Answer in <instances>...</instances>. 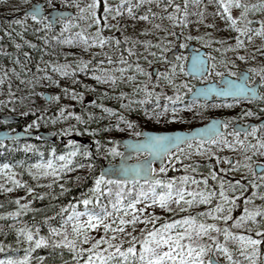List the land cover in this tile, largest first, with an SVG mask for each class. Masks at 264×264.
<instances>
[{
	"label": "snow or ice",
	"instance_id": "6c2138e0",
	"mask_svg": "<svg viewBox=\"0 0 264 264\" xmlns=\"http://www.w3.org/2000/svg\"><path fill=\"white\" fill-rule=\"evenodd\" d=\"M151 2L152 0H135V3L131 0H119L116 4H110L108 0H104L103 19H101V14L97 11L98 0H87L83 6L78 0H69V7L76 9L74 16L46 17L41 10L33 8L25 13V19L30 17L35 25V32L43 30L45 36L54 31L53 24L58 22L60 30L50 37L52 41H57L64 33L75 29L71 31L70 37L64 36L59 42L77 44L81 46L82 51H88L92 47H98L101 50L92 53L93 57L103 56V59L94 61L93 68H89L93 61L85 60L83 57H80L74 66L71 63L45 62L46 68L53 73L61 77H69L83 72L91 75L98 83L109 87H115L118 83L132 85L131 97H136L139 93L141 98H129L125 103L128 94L120 92L118 95L121 108L133 104L142 106L146 101L155 100L154 108L145 110L149 118H155L158 121L160 118L168 121L178 120L177 105H180L181 109L186 108L191 111L193 104L191 102L186 106L182 104L184 96L182 89L187 85L183 81L177 82L175 75L177 64L169 62L168 70L155 74L157 83L153 84L151 76L139 63L129 64L123 55H118L113 60L109 52L105 51L107 48L119 53L121 41L125 45L128 44V37L123 35L120 39L114 35H103L105 30L119 27L118 21L117 24H109V18L116 20L118 17L126 16L147 21L151 15L170 21L173 28L188 27V0H183V8L175 0H166L163 4L161 0H156V7L164 9L163 17L159 13L152 12L150 8L146 9L143 15H136L134 9ZM193 2L199 3V0H193ZM213 2L216 6L214 15L225 21V28L235 33L234 37H229L234 40V44L225 46V41L212 38L210 33H204L203 36L182 34L177 40L169 41L167 37L169 35L175 37L176 33L164 29L163 36L158 37L155 44L149 41H133L131 49L125 46L123 52L129 57L134 56L136 44L140 43L147 55L163 61L164 56L161 53L168 51L169 44L178 42L179 47L183 49L184 40H197L202 45L211 48L213 52L235 51L237 60L246 61L248 57L239 54L237 50L246 47L243 43L245 36L249 43L254 37H259L264 41V18L255 21L249 19L250 14L264 13V0H256V3H246L242 0H213ZM169 7L172 11H167ZM233 8L238 10L235 16L230 11ZM204 11V7L201 6L197 24L203 23ZM191 15H197V13H191ZM12 23L21 27L24 25V21L19 19L13 20ZM253 24H258L259 27H252ZM152 27L156 30L161 29L158 23H153ZM206 27L212 28L213 25L207 24ZM5 35H10V33L5 32ZM205 36L209 38L205 40ZM44 42L47 44L48 40ZM213 44L219 47L213 48ZM261 47L264 48V44ZM148 48H155L159 51L147 52ZM255 51L260 52L259 49ZM260 55L264 56V52H260ZM24 56L27 57L28 53L25 52ZM142 58L138 57V59ZM180 60V56H177L176 61L179 63ZM104 63L114 64L116 67H100ZM228 64L235 67L232 60H226L223 55L220 59L212 55L207 56L206 59L194 56L190 65L194 74L214 72L217 77L222 78L217 83L223 84V87L214 88L209 85L200 88L196 91V95L198 97H207L209 94H215L217 97L231 96L235 103H239L241 98L264 102V91L258 92L257 84L253 83L258 77L259 87L264 88V66L249 67L247 72L252 74L250 78L246 74L238 75L228 70ZM218 65L224 68L229 77L237 76L238 82L223 78L222 73L216 70ZM13 71L12 68L8 69V72ZM37 71L41 69L37 68ZM128 71L132 74L125 78V73ZM180 71H184L182 65ZM114 73H119V76ZM137 75L145 77L146 80L134 83ZM6 79L7 75H4L0 83ZM34 79L49 81L52 77L44 72L42 76H35ZM204 79L208 77L205 76ZM73 82L77 83V81ZM149 84L152 85L151 88L148 87ZM164 85L172 89L171 96L153 91L154 88ZM28 86L32 87L31 81L28 82ZM81 87L90 90L88 85H81ZM61 91L72 100H78L82 95L69 88ZM8 97L9 99L0 101V103L7 105L15 102L16 97L11 91ZM58 98V95H51L45 97V101L55 102ZM161 98L164 101L163 108L158 103ZM212 106L227 108L232 104L222 103ZM96 107H102V105H96ZM196 107H207V105L197 103ZM12 111L16 109L13 108ZM28 111H32L34 118L23 128L26 135H31V129L39 127L42 119L46 123L55 124L58 121L66 122L74 118L76 124H67L57 130L58 135L67 136L70 131L76 129L77 125H85L97 118L91 113L78 114L69 111L64 106H58L55 115L50 118L45 115L48 112L47 108L29 109L20 112V115L27 116ZM261 111L264 112V108ZM37 112H39L38 116ZM103 112L110 116L114 114V110L107 107H103ZM253 114L251 110L243 113L244 116ZM84 117H87V120ZM116 121L117 127L123 123L131 130L130 135L141 138L135 144L131 141L126 142L130 147L137 152L144 149L150 157H159L158 168L152 167L146 159L143 164L137 162L131 169L132 174L140 177L136 180L112 178L118 173L125 176L129 173L128 166L123 163L119 169H110L101 174H95L93 153L87 146H81L72 139L67 140L64 145L65 150L59 154L55 148L50 146L47 150V159L43 158L35 146L20 144V149L24 152H35L38 158L32 163L23 161L0 163V193L8 194L14 190H24L23 196H17L10 202L5 201L15 207L0 215V219L12 220V223L7 224V229L14 233L16 250L22 247L23 254L0 258V264H264V251L261 250V245L264 244V204L252 205V201L256 198L264 201V168H261L259 184L256 183L254 174L253 178L247 181L251 185V191L247 195H245L246 185L241 183L243 176L241 179L225 180L223 175H218L216 171H213L211 164L206 166L207 171L203 174H199L200 165L193 162L181 165L184 169L183 175H159L168 172L174 164L190 159L193 154L205 159L212 156L217 165L223 160L226 167L219 169L221 173L235 174L241 169L246 170L249 168L246 162L251 159L252 155L264 156V124L259 126L252 124L242 130L229 131L232 123V118H229L214 120L205 127L190 132L155 133L140 131L134 123L119 115L116 116ZM221 128L224 131H221ZM258 128L260 129L259 135ZM85 131L88 130L85 129ZM101 131H107V128ZM9 132L12 135L6 133L4 138L0 139V151L6 148L11 150L12 142L18 139L15 129H9ZM79 134L77 132V135ZM88 134L95 136L97 130L92 129L88 131ZM197 138L199 142L194 143ZM93 143L96 145L97 154L105 159L109 156H123L118 152L116 142L111 139L103 145L100 140H94ZM224 149L239 155L238 159L231 162V167H227L230 163L229 159L219 155ZM84 168L88 169L85 176L92 173L90 187L82 191L74 203L61 205L58 212L53 211L52 215L44 214L45 210L31 206L33 203L31 199L25 200L28 194L34 192V187L49 190L37 194L36 199L42 200L47 196L55 200L56 197L52 195L51 190L58 188V195H64L68 191L66 184L82 179L79 174L65 179L67 174ZM25 175L33 182V185L23 178ZM209 178L212 183H209ZM238 200L243 201L242 208ZM78 205H82L83 208L78 210ZM201 205L204 206L203 210L192 211ZM235 209H239V214L234 216ZM66 210H68L67 214H65ZM157 210L171 215L161 218L156 214ZM25 213H33L34 217L35 214H40V222L35 218L31 223L22 222L20 218ZM57 216H59V221L53 225L51 222ZM42 226L47 228V232L43 235L41 234ZM93 230L102 234L94 236L91 234ZM8 248L9 245L0 244V252H5ZM41 248L48 250L47 257L33 255L35 250ZM64 252L70 254L68 260L63 259L62 253Z\"/></svg>",
	"mask_w": 264,
	"mask_h": 264
},
{
	"label": "trees",
	"instance_id": "16d2710c",
	"mask_svg": "<svg viewBox=\"0 0 264 264\" xmlns=\"http://www.w3.org/2000/svg\"><path fill=\"white\" fill-rule=\"evenodd\" d=\"M192 3H188L187 11L189 13L187 20L191 15ZM181 5V4H180ZM151 10H158L154 1L150 3ZM170 8V7H169ZM168 8V9H169ZM167 9V11H168ZM137 16L143 15L144 13L141 10H134ZM164 13V11H163ZM138 21V20H136ZM33 28H29V30L23 32L16 24L12 23V19L8 16V14L0 8V79L7 75V79L3 80L0 83V99L2 101L9 99L8 93L9 91L16 97L14 103H8L5 107H2L0 104V113L13 114L18 115L20 117V125L25 126L30 122L31 119L34 118L32 111H28L27 116L20 115V112L27 111L29 109L39 108L43 110L44 108L48 109V112L45 114L47 117H51L55 115L56 109L58 106L67 105L73 106L75 111H79V104L76 100H72L69 96L65 95L63 91L64 88L69 87H80L81 83L90 86L87 88L88 91H93L96 96L104 95V91L107 90L105 85L98 83L95 81L91 75H86L83 72L76 73L73 76L69 77H61L58 74L53 73L50 69L46 68L45 62L50 63H61L64 61L65 56H79L84 53L82 51L81 46L77 44H61L59 42L60 39H63L64 36L59 37L57 41H52L45 35H42V32H35ZM5 32L10 33V35H5ZM19 33V35H18ZM67 34V33H66ZM24 36V42L16 47L14 44L20 42V37ZM69 36V34L65 35ZM45 40H48V43L45 44ZM232 41H234L232 39ZM27 42V43H25ZM29 45H32L31 47ZM27 52L28 56L25 57L24 53ZM22 61L24 66L23 69L15 68L12 65V62ZM14 69L13 72H8V69ZM37 68L41 69V71H37ZM44 72H47L49 76L52 77V80L45 81L43 79L37 81L34 79L35 76H42ZM18 74V75H17ZM31 81L32 87L28 86V82ZM73 81H77L74 83ZM41 91L47 92L51 95H58L59 100L58 103L53 102H45L42 98ZM21 98H24L23 100ZM110 97L104 98L103 102L107 105H110ZM116 100V99H115ZM153 105L145 104L141 108H134L126 113V115L122 116L123 119L129 120L137 126L138 130H143L146 128H158V124L154 121L150 120V118L146 115V109H153ZM15 108L16 111H12ZM67 109V108H66ZM97 109V108H96ZM82 113H85L84 111ZM39 115V112L36 113ZM111 118V116H108ZM44 122L42 119L40 121ZM74 124V123H68ZM117 121L113 124L108 125V122L100 120L99 118L94 119L90 123L91 129H96L97 134L95 136H91L88 134V131L84 129H80L76 127L74 131H70V137H78L82 139L89 140L90 146L89 150L93 153V162H94V172L98 174L99 167L102 163H107V159H105L102 155L97 154L96 145L93 143L94 140H100L102 145L107 141V139H111L115 141L117 138L132 136L130 135V131L123 123H120L117 127ZM2 124L0 123V128ZM46 128L49 129L47 126ZM107 128V131H101V129ZM163 128V125H161ZM51 130V129H49ZM55 129H53V133L55 134ZM77 132L80 134L77 135ZM66 138H62L64 140ZM68 139V138H67ZM7 143V142H6ZM77 144L83 146L82 144L76 142ZM20 144H31L35 146L37 151L41 153L44 159H47V150L51 146L56 149L57 154L63 152L65 142L56 140L53 143L40 141L38 139H25V140H16L12 142V148L4 149L0 151V163L8 162L14 163L16 161H23L24 163H32L38 157L35 152H24L19 148ZM262 160V158L259 157ZM82 163L84 161H81ZM206 163V164H205ZM204 169H207V165H213V170L216 169L214 158L208 159L206 162H203ZM19 171V169H17ZM88 172V169H79L76 172L68 173L65 179L68 177L75 176L79 174L81 176V180L75 183H68L66 187L68 191L64 195H58L59 189L55 188L52 191V195L56 197L55 200H52L50 197L45 196L42 200L35 199L33 200L32 207L37 209H43L44 214L52 215L53 211L58 212L59 207L64 204H68L69 202H75L76 198L79 194L90 187L92 183V173H89L85 176V173ZM25 180H28L30 185H33V182L25 175L23 177ZM210 182V181H209ZM212 182V181H211ZM210 182V183H211ZM42 183H46V181H42ZM35 194H39L40 192H47L48 189L44 188H35ZM248 194V193H247ZM245 194V195H247ZM24 190L18 189L14 190L11 193L4 194L0 193V215H2L5 211H11L15 206L11 203H5V201H12L17 196H23ZM239 205L242 206V201L238 200ZM48 206H51L50 208ZM200 207V206H199ZM243 207V206H242ZM78 210L82 209V205L77 206ZM65 211V214H67ZM194 211V210H192ZM239 212L234 210L233 215H237ZM35 218L38 222L41 220L40 214L28 213L25 214L22 218V222L31 223L32 219ZM59 221V216H57L51 223L56 225ZM12 223L11 219H0V244L9 245V248L5 252H0V258H4L5 256H17L23 254V248L20 247L16 250L15 235L14 233L7 229V224ZM239 231V230H236ZM47 232V228L41 227V234H45ZM138 247V246H137ZM33 255L40 256L45 255L47 257L48 250L41 248L34 251ZM63 259H69V253H62Z\"/></svg>",
	"mask_w": 264,
	"mask_h": 264
},
{
	"label": "rangeland",
	"instance_id": "374dc122",
	"mask_svg": "<svg viewBox=\"0 0 264 264\" xmlns=\"http://www.w3.org/2000/svg\"><path fill=\"white\" fill-rule=\"evenodd\" d=\"M154 1V4H156V0H152ZM42 3L44 5L45 10H49L55 7H64V8H71L74 12H76L75 7H69V0H0V8L5 11L8 16L13 20L19 19V20H23L24 21V25L23 27H21L20 25H17L23 32L29 30V28H33L34 24L32 22V20L29 18L25 19V14L24 11L27 10L31 4L33 3ZM78 2L80 3L81 6H83L85 3H87V0H78ZM108 2L110 4H116L119 2V0H108ZM132 3H135V0H131ZM166 0H161V3H165ZM176 3L181 4V7L183 8V0H175ZM242 2H246V3H256V0H242ZM104 3V0H98V7H97V11L101 14L100 18L103 19V8H102V4ZM188 3H192V8H191V13H197V15H192L188 18V27L187 28H181V27H176L173 28V26L171 25L170 21H167L166 19H158L156 17H152L151 15H149V19L147 21H143V20H138L136 21V19H132L126 16H122V17H118L116 20H113L111 18H109V24H117V21L119 23V27L118 28H110L107 29L103 32V35L108 36V35H114L117 37V39L121 38V35H123L124 37H128L129 42L132 44L133 41H149L151 44H155L157 42V38L160 36H163L164 34V29H167V31L172 32L175 31V33L177 34H183V35H193V36H197V35H201L203 36L204 33H210L211 37L214 39H220L225 41V46H227L228 44H234V41H232V39H229V37H234L235 33L233 31H231L228 28H225V21L221 20L219 17L215 16V10H216V6L213 2V0H199V3H194L193 0H188ZM203 6L205 11L203 14V23L197 24V21L200 18V13H199V8ZM144 7V9L142 8ZM150 7V4H144L141 5L140 8L136 9L137 10H141L143 13H145L146 9H148ZM135 10V9H134ZM152 11V10H151ZM164 9L158 8V10H154L152 12H156L159 13L161 17L164 16L165 13H163ZM168 11H172L171 7L168 9ZM231 13L235 16L238 14V10H236L235 8L230 10ZM264 18V13H255V14H250L249 15V19L252 20H259ZM153 23H158L161 25V29L160 30H156L152 27ZM207 24H212L213 27L212 28H208L206 27ZM252 27H259L258 24H253ZM59 30H60V24H59ZM71 31H75V29L70 30L69 32H66L67 34L71 35ZM91 31V30H89ZM65 34V33H64ZM20 37V42L14 44L16 45H21L24 42V36H19ZM22 37V38H21ZM209 37L205 36L204 39L207 40ZM167 39L169 41H173L174 37L169 35L167 37ZM193 43L197 44V45H202L201 42L197 41V40H191ZM185 45L187 44V42H189V40H184ZM121 43H123V41H121ZM243 43L246 45V47H243L239 50H237L239 52V54H243L246 55L248 57V59H246V61H240L237 60L235 58L236 56V52L235 51H229L227 53H217V52H213L211 48L207 47V46H200L202 48H204L207 51V56L212 55L215 56L217 59H220L221 55L224 56V58L227 59H231L233 64L235 65V67H233L232 64H228L227 68L230 71L235 72L236 70H239L242 67H256L259 68L260 66H264V56L260 55V52H264V48L261 47L262 44H264V41H262L259 37H254L253 41L251 43L248 42L247 37L245 36L243 38ZM174 47V43L169 44L167 46L168 51L167 52H163L161 53L164 56V60L161 61L158 58H153L152 56L147 55V53L145 52L142 44L137 43L136 47H135V55L131 56V63H139L141 65L142 68L145 69L146 72L149 73V75L151 76V70L152 68H154L155 66H158L159 68H161V70L159 72H164L166 70H168L169 68V63L166 62L165 60V56L167 55V53L169 52V50H172ZM213 48L215 47H219V45L213 44L212 45ZM184 49V48H183ZM255 49H259L260 52L255 51ZM101 50L98 47H92L90 48L88 51H84V53L82 55L79 56H65L64 61H62L61 63H71L74 66V63L80 58L83 57L85 60H92L93 63L89 65V68H93L94 67V61L96 59H103V56H92V53L94 52H100ZM105 51L109 52V54L111 55V58L113 60H115L117 58V53L116 52H112L111 49H105ZM153 51H159L158 49L155 48H148L147 52H153ZM138 57H143L142 59H138ZM181 60L178 63L176 61V58L174 59V61L172 62L173 64H177V70H176V79L177 81H188L189 78H187L184 74V71L181 72L180 69L178 68V66L180 64H182V66L184 65L183 60L185 59V57L181 56L180 57ZM19 61V60H18ZM12 65L15 68L18 69H23L24 66L22 64V61H19V63L17 64V61L12 62ZM121 67H123V65H120ZM100 67H104V68H114L116 67V65H109L107 63H104L102 65H100ZM217 71H220L222 74H227V72L224 70V68H221L219 65L217 66ZM115 75L119 76V73H114ZM132 72L128 71L125 73V78L127 77V75H131ZM208 79L206 80H211V79H217L218 77L215 75V73H211L208 76ZM146 78L137 75L136 81L134 83H141L143 81H145ZM204 80V79H202ZM151 81L152 83H157L156 81V76L155 77H151ZM81 85H85L84 83L80 84V87H69V89H71L72 91L76 92L77 94H82L80 96V98L78 100H76L78 102V106H79V111H75L73 109V106L71 105H67V110L69 111H73L75 113L78 114H83L82 112H87V113H91L93 114L95 117L99 118L100 120L104 121L105 123L108 122V125L113 124L116 121V116H124L126 115L127 112H129L130 110H133L134 108H141V105L138 104H133L130 105L128 107L125 108H121L120 104L121 101L119 99V93L120 92H126V87L128 84H123V83H118L115 87H109L106 84L105 87L107 88L106 91H104V95L102 96H96L94 94L93 91H88L87 88L81 87ZM149 86H152L151 84H149ZM132 87V86H131ZM160 87V86H158ZM162 88V87H160ZM163 88L165 89H169V87L167 85H164ZM262 91H264V88H262ZM43 93V91H41V94ZM110 97V105H107L103 102L104 98ZM114 97L117 100H114ZM140 94L138 93L136 97H134V99H139ZM59 100V98H58ZM58 100L53 102V103H58ZM0 101H2L0 99ZM125 103H127V98L124 101ZM2 107H5V104L0 103ZM59 104V103H58ZM96 105H102V107H96ZM262 106L264 108V102L262 103ZM103 107H107L109 109H113L114 110V114L111 115V118L108 117L110 115L106 114L103 112ZM97 108V109H96ZM87 120V117H84ZM93 121V120H92ZM91 121V122H92ZM86 123L85 125H77V127H79L80 129H87L88 131H91V127H90V123ZM68 123H74L76 124V121L73 119H70L66 122L64 121H58L55 124L52 123H46L41 122L39 124V127H34L31 129V131H50L53 132V129H55V135L56 138L62 139V138H66L64 139L65 144L67 143V138H70L71 133H69L67 136H63V135H58L57 130L60 129L62 126H67ZM158 124V123H157ZM162 125V123L160 124ZM159 125V126H160ZM49 127L48 128L46 127ZM21 128L23 129L24 126H21ZM149 129V128H147ZM153 129V128H151ZM109 139H107L108 141ZM107 141H104L105 143ZM118 152H120V148H117ZM187 151V149H186ZM193 153H195V149H193ZM219 155L221 157H227L230 161L229 165L227 167H231V162L238 159L239 155L238 154H233L231 152L228 153H219ZM119 156H109L107 158L108 162H114L117 160ZM262 158L261 159H259ZM143 158V156H136L133 158V160H137V159H141ZM214 158L212 156L207 157L206 159L203 157H200L198 155L193 154L192 157L188 160H183L181 162H178L176 164H174L172 166V168H169L168 172L166 173H162L163 176H171L173 174L180 176L184 174V169L181 166L182 164H189V163H193L195 162L196 164L200 165L199 168V174H203L207 171V169H204V164L203 162H206L208 159ZM215 161V166L216 169H214L213 171H216L218 173V175H223L225 180H233V179H241V177L243 176V179H241V183H244L246 185L247 191L245 192V194L249 193L251 191V185L247 183V181L249 179L253 178V165L255 163H260V164H264V156H260V155H252L251 159L248 160L246 163L249 165L248 169H241L239 171H237L235 174H233L232 172H227V173H221L219 171L220 168H224L226 167L223 163V160L220 161L219 165H217L216 160L214 158ZM242 163H244V161H242ZM206 164V163H205ZM254 178L256 180V183L259 184V176L254 174ZM209 181L211 182V179L209 178ZM209 182V183H210ZM212 183V182H211ZM35 189V187H34ZM35 194V190L33 193L28 194L25 197V200H27V197L29 198L30 195ZM242 201V200H241ZM23 202V201H22ZM243 203V201H242ZM264 204V201H261L259 198H256L252 201V205H261ZM242 206H244V204H242ZM242 206L240 205V207L242 208ZM204 206H200L197 209H194V211H198V210H203ZM251 207V205L249 206ZM236 212H239V209H235ZM28 214V213H25ZM157 215L161 216V218H163V216L165 215H171L168 213H162L159 210H157L156 212ZM182 215V214H181ZM140 227H143V225H140ZM138 230V229H137ZM94 236H98L102 233H100L97 230H93V232L91 233ZM261 250L264 251V244L261 245Z\"/></svg>",
	"mask_w": 264,
	"mask_h": 264
},
{
	"label": "flooded vegetation",
	"instance_id": "af4514ba",
	"mask_svg": "<svg viewBox=\"0 0 264 264\" xmlns=\"http://www.w3.org/2000/svg\"><path fill=\"white\" fill-rule=\"evenodd\" d=\"M41 3V2H40ZM42 4V3H41ZM43 5V4H42ZM44 6V5H43ZM58 8H62V9H70L72 10L71 8H64V7H58ZM73 12V15H75V12L72 10ZM54 28V31L52 32H49L48 35L46 37H48L50 39V37L52 35H55L57 32H59V23L57 22L56 26L53 27ZM42 35L44 36L45 33L44 31L42 32ZM67 35L66 33L63 34V36ZM181 36V34H176V36L174 37V40H177L179 37ZM62 37V36H61ZM51 40V39H50ZM185 44V42H184ZM127 46L131 49L132 47V44L129 42L128 40V44L125 45L124 43H121V45L119 46L121 51L119 53H117V55H123L125 57V59H127L128 63L130 64L131 63V57H129L127 55V53H124L123 52V48ZM202 45H197L195 43H193L192 41H189L187 42V44L185 45L184 49H181L179 47V43H174V47L173 48H177V52L174 56V59L177 57V56H183L185 57V59L183 60V68H184V74L187 78H189L188 81H183L187 87L183 88L182 91L184 92V96H183V99H182V104L183 105H188L190 102L193 104V107H192V110L191 111H188L186 108H183L181 109L180 105H177V108L179 110V119L178 120H173V121H168V120H165L164 118H160V120L158 121L157 119L155 118H150V120L154 121L155 123H158V126L162 123L163 125V128H161V125L158 127V128H149L150 130H154V131H173V130H179V131H190L192 128H195V127H198V126H201V125H204L205 123H207L210 119H218V120H223V119H229V118H232V123L230 124V127H229V131L235 129L234 126L237 125V124H241V125H247L249 123H253V124H257L258 121H260L261 119L264 118V112L261 111V109L263 108L262 106V103L261 101H253V100H248V99H243L241 98L240 99V102L239 103H235L233 101V99H220V98H217L215 96H212L210 98L209 101H205V100H190L189 99V95L191 94V92L198 86H204V85H210V84H213L215 86H218V87H222V85L220 83H217L218 81H220L222 78L221 77H218L217 79H211V80H206L204 79L205 76H208L209 75V72H206L205 75H203L202 77H189L186 72H185V65H186V62H187V59L189 57V54L190 52H198L200 50H204L205 51V55L204 57L207 58V51L200 47ZM170 51V50H169ZM182 64H180L178 66V68L180 69ZM155 68V70H154ZM152 70H151V77H155L156 73L159 72L161 70V68H159L158 66H155ZM249 67H242L240 68L239 70H236L235 72L237 74H239L240 72H245L248 74V76L251 78L252 74L250 72H247V69ZM222 77H226L230 80H236L237 79V76H231L229 77L227 74H222ZM204 79V80H202ZM181 81V80H180ZM179 82V81H177ZM257 82V87H258V92L262 91V88L259 87V78L257 77L255 81H253V83ZM132 85H127L126 87V94L127 95V99L129 98H134V97H131V87ZM149 88H151L152 86H149ZM189 89H191V91H189ZM153 91L155 92H161L163 95H168V96H171L172 95V89L169 88V89H165V88H160V87H156L153 89ZM116 98L114 97V100ZM117 100V99H116ZM156 103L155 100H152V101H146L145 104H151L153 105L152 108H154V104ZM158 103L160 104L161 108H163V105H164V101L163 99L161 98ZM199 103V104H206L207 107H200V108H197L196 107V104ZM227 104V103H231L232 106L231 107H213L212 105L216 104V105H219V104ZM144 104V105H145ZM251 110L254 114L252 116H244L243 113L244 112H247ZM169 115H171V112L169 111ZM236 117H240V119H236ZM5 126V125H4ZM259 126V125H258ZM15 126L14 125H10V126H7V128L9 129H13ZM221 131H224L222 128H221ZM259 132H260V129L258 128V135H259ZM132 138H137L135 136H131ZM199 140H195L194 143H198ZM117 148H119L117 145H116ZM228 153L230 152L228 149H224L221 153ZM255 165V164H254ZM253 165V167H254ZM254 172V170H253Z\"/></svg>",
	"mask_w": 264,
	"mask_h": 264
},
{
	"label": "water",
	"instance_id": "95a60500",
	"mask_svg": "<svg viewBox=\"0 0 264 264\" xmlns=\"http://www.w3.org/2000/svg\"><path fill=\"white\" fill-rule=\"evenodd\" d=\"M33 8H36V9H39L41 10L42 14L46 17H60V18H68V17H71L73 15V12L69 9H62V8H53V9H50L48 11H45L44 8H43V5L41 3H33L31 4V6L24 11V14L26 12H30ZM57 23L53 24V27L56 26ZM177 52V48L175 47L173 50H171L165 57L166 61L167 62H172L173 59H174V56ZM205 55V51L204 50H200L198 52H190L189 54V57L187 59V62H186V65H185V72L188 76L190 77H202L203 75L206 74V72H204L203 74L201 73H193V71L191 70L190 68V65L192 64V58L195 56V57H200L202 59H206V57H204ZM155 70V68H154ZM248 75L247 73L245 72H240L238 75ZM225 79H228L226 77H224ZM230 80V79H229ZM232 81H237L236 80H232ZM238 82V81H237ZM257 83V82H255ZM223 87V84L220 83ZM212 87L214 88H217L218 86H215L213 84H210ZM209 86L208 85H204V86H198L196 87L192 92L191 94L189 95V99L190 100H205V101H209L210 98L212 96H215V94H209L207 97H198L196 95V91L200 88H204V87H207ZM50 96L48 93H43L42 94V97L44 98L45 100V97H48ZM217 97V96H215ZM217 98H220V99H233L231 96L229 97H217ZM20 120V118L18 116H15V115H6V114H1L0 115V121L5 123V124H14V123H18ZM219 121L218 119H210L207 123H205L204 125H201V126H198V127H195V128H192L190 131H194L195 129L197 128H200V127H205L207 124H210L212 123V121ZM253 123H249L247 125H241V124H237L234 126L235 129L237 130H242L244 127L246 126H250L252 125ZM258 125H261V124H264V118L261 119L260 121L257 122ZM143 131H148V132H155V133H172V132H177L179 130H173V131H150V130H143ZM190 131H187V132H190ZM179 132H186V131H179ZM8 134V135H12L11 132H9V129L7 128H3V129H0V139L4 138L5 134ZM15 134L16 136L18 137L17 140H22V139H35V138H38L39 140L41 141H48V142H54L55 141V136L53 133L51 132H48V131H31V135H26L24 133V131L20 128V127H17L15 129ZM139 139L141 138H131V137H124V138H121V139H118L116 141V144L118 146L121 147V153L123 154V156L119 157L117 159L116 162L114 163H106V164H102V166L100 167L99 169V174H101L102 172H106L110 169H119L120 168V165L123 163L125 165L128 166L129 168V173L125 176V175H120L119 173L116 175V176H113L112 178H120V179H131V180H136V179H139L140 177H136L134 174H132L131 172V169L133 168V166L139 162L141 164H143V161L144 160H148V162L152 165H154L155 167H159V164H160V159L159 157H150L149 154L146 152V150L144 149H140L138 152L136 150H134L132 147L129 146L128 141H131L132 144H135ZM197 140H199V138H197ZM84 145H88L89 142L88 141H84L83 142ZM175 149H173L174 151ZM140 154H145L146 157L143 158V159H140V160H136V161H133V157L136 156V155H140ZM261 168H264V165H261V164H255L254 167H253V170L255 172V174H258L260 175L261 174ZM143 175V174H142ZM162 176V174H159ZM36 196L35 195H31L28 199H35Z\"/></svg>",
	"mask_w": 264,
	"mask_h": 264
}]
</instances>
